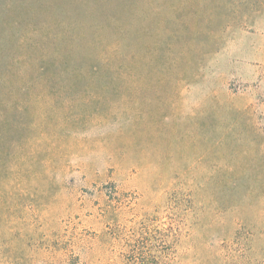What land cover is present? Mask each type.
Returning a JSON list of instances; mask_svg holds the SVG:
<instances>
[{
    "label": "rangeland",
    "instance_id": "374dc122",
    "mask_svg": "<svg viewBox=\"0 0 264 264\" xmlns=\"http://www.w3.org/2000/svg\"><path fill=\"white\" fill-rule=\"evenodd\" d=\"M140 4L0 0L3 127L22 147L9 159H25L0 183V264H264V0H196L178 15L173 0L145 2L161 10L137 23L148 38L177 24L191 51L142 90L86 91L81 25L130 23ZM23 55L77 90L14 112L4 100L35 96L17 92L25 64L10 57Z\"/></svg>",
    "mask_w": 264,
    "mask_h": 264
},
{
    "label": "trees",
    "instance_id": "16d2710c",
    "mask_svg": "<svg viewBox=\"0 0 264 264\" xmlns=\"http://www.w3.org/2000/svg\"><path fill=\"white\" fill-rule=\"evenodd\" d=\"M103 1V0H102ZM120 0H104L106 5H115ZM143 1V2H142ZM151 0H141L142 5L145 2ZM174 5L168 7L169 12L178 15L180 11H184L188 5L195 4L196 0H173ZM87 5V0H80V4ZM141 5V4H140ZM139 7L135 15L131 18L130 23H123L119 17L108 19L103 25L96 19H91V25L89 27H80V47L81 43L86 41L87 48L89 49L90 56L86 57L80 67V79H86L88 85L86 91L99 92L108 91L111 89V85H115V89L122 92L139 91L145 88V81L149 76H155L162 79L163 66L161 60H168L170 63H177L180 56L191 51V46L182 43L179 37V30L177 24L169 31V38L165 42L160 43L159 37L163 38V35L159 33H153L152 38H148L147 29L145 26L141 29L138 27L147 23L146 21L154 14H160V7L155 10H148L144 7ZM97 10L96 7H93ZM205 11V9L203 10ZM88 28V29H87ZM139 28V32L135 29ZM112 29H114L112 40L109 44L103 45L104 36L106 39L112 36ZM145 30V32H144ZM137 32V39L134 43L129 42V38L133 32ZM66 35V34H65ZM61 34L60 36H65ZM160 39V41H162ZM127 42V44H125ZM1 46V45H0ZM2 47V46H1ZM2 50H0V53ZM4 57V56H3ZM12 65H22L21 73L22 77H19L18 82H21L20 88L17 91L24 97L23 93L30 92L33 95V99H24L23 103L3 101V103L14 112L20 111L28 112L32 109L33 103L37 105L38 101H44L52 93L75 91L77 90V84L71 87H56V80L53 78L60 72L51 64L39 59V57H30L23 55L22 57H10ZM61 64V69H65V73L68 70H76L67 61ZM3 66V65H2ZM69 67V69H68ZM8 69L10 70L9 66ZM64 73V70H62ZM164 74L167 76V71L164 70ZM77 82V80H76ZM98 82H103L102 86L98 87ZM13 83V78L10 75L0 71V86L9 85ZM36 101V102H34ZM44 105V104H43ZM3 104L0 102V183L10 177L15 168L10 166L6 169V163L10 160L14 163L17 161L25 160L24 156H16L19 159H9L13 152H20L22 148L19 143H16L11 139L10 129L3 127L4 122L11 123V119H7V115L4 113L5 108L2 109ZM16 108V109H15ZM9 110L8 112H10ZM24 124V123H22ZM21 126H27L24 124ZM20 126V125H19ZM21 127L17 128L20 130Z\"/></svg>",
    "mask_w": 264,
    "mask_h": 264
}]
</instances>
